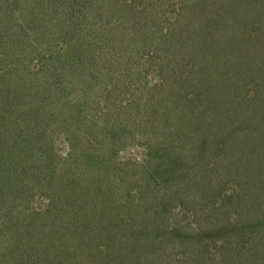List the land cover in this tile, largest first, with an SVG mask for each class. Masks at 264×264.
<instances>
[{
	"label": "trees",
	"instance_id": "1",
	"mask_svg": "<svg viewBox=\"0 0 264 264\" xmlns=\"http://www.w3.org/2000/svg\"><path fill=\"white\" fill-rule=\"evenodd\" d=\"M119 1L0 0V264H264V0Z\"/></svg>",
	"mask_w": 264,
	"mask_h": 264
},
{
	"label": "rangeland",
	"instance_id": "2",
	"mask_svg": "<svg viewBox=\"0 0 264 264\" xmlns=\"http://www.w3.org/2000/svg\"><path fill=\"white\" fill-rule=\"evenodd\" d=\"M178 1H180V0H178ZM183 3H184V0H181ZM208 1V0H207ZM121 2H123V0L121 1ZM120 1L118 2L119 4L117 5L118 6V8L119 9H123L124 10V5H123V7H122V3H121ZM190 4V3H189ZM189 4H187L186 3V5H189ZM164 8H167V5H164ZM120 15V14H119ZM243 23H247V21L246 22H243ZM231 25V24H230ZM242 26H244L243 24H242ZM229 27V26H228ZM109 28V25L107 26V28H106V30ZM106 30H105V32H106ZM242 31V30H241ZM245 32V31H244ZM239 32L237 31V35H235L234 36V40L236 39V41H237V39L239 38ZM221 43H219V45H218V47H217V49H218V51H221V50H224L225 48H227V47H225V37H222L221 38ZM242 42V41H241ZM241 42H240V44H239V47H238V49L241 51V53L240 54H242V55H240V56H235V55H231L230 57H234V58H232L231 60H230V62L231 61H234V69H235V72L237 71L236 70V68H241V70L245 67V62H248V59L246 58H244V60L242 59V56H244V54L246 55L247 54V56L248 57H250V59H251V55H249V53H248V51L251 49V47L250 46H247V45H244L243 46V49L241 50L240 49V46H241ZM216 44V43H215ZM231 49H236L235 48V46H233V47H230ZM105 49H107L106 50V52L109 50V48H105ZM244 53V54H243ZM235 60H238L237 61V63H236V61ZM229 62V63H230ZM231 64V63H230ZM32 68V71L33 72H36L37 71V68L35 67L34 68V66L32 67V66H29V69H31ZM236 76V75H235ZM262 82H264V79H263V81ZM264 85V84H263ZM262 85V86H263ZM261 90H264V87H261ZM100 93V95H101V92H99ZM98 97V96H97ZM97 97H94V99L96 100L97 99ZM100 98L101 99H103V97H101L100 96ZM264 100V99H263ZM97 102L98 101H102V100H96ZM29 104V103H28ZM254 105L255 106H253L252 107V109H253V111H254V115H256L257 114V116H259L260 114H262L263 116H264V111L263 110H261V109H264V104H262V103H254ZM259 106H260V108H259ZM24 107L28 110L29 108L27 107V104H25L24 105ZM47 110V109H46ZM28 119V118H27ZM136 121V123H139V122H141L140 120H135ZM250 126H252L253 127V123L252 122H250ZM116 127V126H115ZM58 141V139H56V142ZM61 150H63V149H61ZM236 151V150H235ZM129 153V155L130 156H132V157H138V156H140L142 153H144V147L143 146H141V145H134V146H129V147H127V149H125V150H123V151H121L120 153H119V155H120V157H122V156H125L126 154H128ZM239 153H240V151H239ZM162 191H165V189H166V186H161V188H160ZM228 193V192H227ZM121 208H122V210H120L119 212H118V214H117V216L120 218V219H124V220H126V221H129L131 218H132V213H133V211H126V210H124L123 209V206H120ZM193 208L195 209V207H192V209L191 210H189L188 212H189V215H190V217H191V219H190V221H193L194 220V218H193V216L191 215V211H193ZM260 211L259 210H255L254 212H252V217L254 218V220H256L257 221V218L260 216ZM135 216H137V215H135ZM182 216H183V214L182 213H178L177 215H176V217H177V220H181L182 219ZM176 220V221H177ZM195 221V220H194ZM182 222H184V220H182ZM196 222V221H195ZM180 223H181V221H180ZM258 225H257V227H259V229L260 228H263V226H260L259 225V223H257ZM195 225H198V224H195ZM259 231H261V229L259 230ZM242 245V244H241Z\"/></svg>",
	"mask_w": 264,
	"mask_h": 264
}]
</instances>
